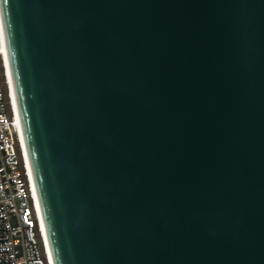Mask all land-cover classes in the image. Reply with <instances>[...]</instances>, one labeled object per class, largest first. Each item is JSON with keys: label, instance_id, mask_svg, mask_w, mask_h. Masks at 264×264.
Masks as SVG:
<instances>
[{"label": "water", "instance_id": "water-1", "mask_svg": "<svg viewBox=\"0 0 264 264\" xmlns=\"http://www.w3.org/2000/svg\"><path fill=\"white\" fill-rule=\"evenodd\" d=\"M56 264H264V0H0Z\"/></svg>", "mask_w": 264, "mask_h": 264}, {"label": "built area", "instance_id": "built-area-1", "mask_svg": "<svg viewBox=\"0 0 264 264\" xmlns=\"http://www.w3.org/2000/svg\"><path fill=\"white\" fill-rule=\"evenodd\" d=\"M21 131L0 23V264H54Z\"/></svg>", "mask_w": 264, "mask_h": 264}, {"label": "bare ground", "instance_id": "bare-ground-1", "mask_svg": "<svg viewBox=\"0 0 264 264\" xmlns=\"http://www.w3.org/2000/svg\"><path fill=\"white\" fill-rule=\"evenodd\" d=\"M0 23H1V31H2L3 41H4V44H5L6 51H7V62H8V66H9V73H10L11 84H12L13 100H14V103H15V108H16V112H17V118H18V120L20 122L21 130H22L21 132H22V137H23V145H24L25 153L27 155L29 164H30V169H31V173H32L33 179L35 180L33 169H32V165H31V161H30V157H29V152H28V148H27V143H26V139H25V134H24L23 126H22V121H21V117H20L18 99H17L16 89H15V84H14V79H13V75H12L11 64H10V59H9V54H8V49H7V43H6V38H5V30H4L1 3H0ZM35 185H36V181H35ZM36 189H37V185H36ZM37 195H38L37 199H38L39 209L41 211V220H42L45 232H46V236H47V240H48L49 247H50V250H51V254L53 256V261H54L53 263L56 264L55 259H54V255H53V252H52V248H51V245H50V241H49V238H48V235H47V231H46V228H45V225H44V221H43L42 207H41V201H40L38 189H37Z\"/></svg>", "mask_w": 264, "mask_h": 264}]
</instances>
